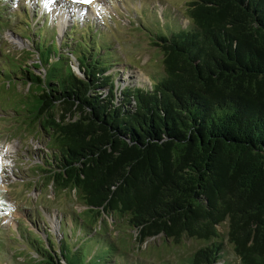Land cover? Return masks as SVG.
Listing matches in <instances>:
<instances>
[{
    "label": "trees",
    "instance_id": "1",
    "mask_svg": "<svg viewBox=\"0 0 264 264\" xmlns=\"http://www.w3.org/2000/svg\"><path fill=\"white\" fill-rule=\"evenodd\" d=\"M184 12L189 25L152 35L165 76L150 87L116 84L115 55L107 64L82 29L59 53L39 37L36 63L5 69L28 85L24 124L48 136L40 181L86 207L72 213L74 241L65 222L59 241L25 227L3 239L25 246L11 264H122L108 217L138 244L204 241L177 264H232L227 224L240 264H264V0H188Z\"/></svg>",
    "mask_w": 264,
    "mask_h": 264
},
{
    "label": "rangeland",
    "instance_id": "2",
    "mask_svg": "<svg viewBox=\"0 0 264 264\" xmlns=\"http://www.w3.org/2000/svg\"><path fill=\"white\" fill-rule=\"evenodd\" d=\"M187 1H0L3 2L0 5V9H3V17H0V191L3 192L0 229H4L0 241V264L24 260L20 251H24L25 246H19L14 240H8L7 246L3 243L6 237L19 238V227H25L26 231L34 230L44 238L46 233H50L59 241L62 237L61 225L65 222L63 228L74 241L72 213L82 215L86 209L79 202L75 190L60 191L52 183L46 186L45 181H40L35 165L49 151L48 136L32 133L24 124L27 116L25 111L19 110V106L28 85L25 86L20 80L15 85L16 81L10 79L5 69L13 62L16 65L36 63L39 37L41 52L59 53V46L72 45V39L79 36V29H82L86 36L100 39L102 45L99 51L105 55L103 60L107 64L108 57L115 55L117 60L112 71L116 84L122 87H150L165 76L163 53L152 45V35L167 33V30L173 29L174 22L180 27L189 25L184 12ZM61 10L69 15L64 30L59 27ZM95 33L97 35L93 36ZM45 45L48 46L47 50ZM109 45L112 49H109ZM64 51H68L67 47ZM71 63L77 71L73 57ZM35 71L39 74L42 68ZM107 220L109 235L118 243V254H121L118 259L122 264H177L204 245V241L190 238L174 244L165 241L163 235L138 244L132 236L135 231L129 229L124 219L115 225H111L114 224L112 218L108 217ZM219 230L223 234L220 240L224 243L226 258L232 264H240L227 240V224L219 226ZM76 232L80 235L79 229Z\"/></svg>",
    "mask_w": 264,
    "mask_h": 264
},
{
    "label": "bare ground",
    "instance_id": "3",
    "mask_svg": "<svg viewBox=\"0 0 264 264\" xmlns=\"http://www.w3.org/2000/svg\"><path fill=\"white\" fill-rule=\"evenodd\" d=\"M59 16H60L59 27L61 28V30H64L65 26L67 25L69 15L65 11L61 10Z\"/></svg>",
    "mask_w": 264,
    "mask_h": 264
},
{
    "label": "snow or ice",
    "instance_id": "4",
    "mask_svg": "<svg viewBox=\"0 0 264 264\" xmlns=\"http://www.w3.org/2000/svg\"><path fill=\"white\" fill-rule=\"evenodd\" d=\"M84 2H88V3H90V2H91V0H84Z\"/></svg>",
    "mask_w": 264,
    "mask_h": 264
},
{
    "label": "water",
    "instance_id": "5",
    "mask_svg": "<svg viewBox=\"0 0 264 264\" xmlns=\"http://www.w3.org/2000/svg\"><path fill=\"white\" fill-rule=\"evenodd\" d=\"M77 72H78V69H77Z\"/></svg>",
    "mask_w": 264,
    "mask_h": 264
}]
</instances>
